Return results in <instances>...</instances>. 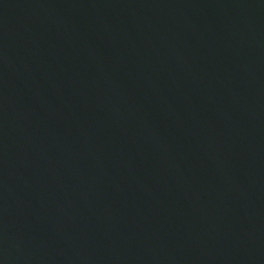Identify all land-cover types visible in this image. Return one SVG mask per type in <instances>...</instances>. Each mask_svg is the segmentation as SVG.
I'll return each mask as SVG.
<instances>
[{"label": "water", "instance_id": "95a60500", "mask_svg": "<svg viewBox=\"0 0 264 264\" xmlns=\"http://www.w3.org/2000/svg\"><path fill=\"white\" fill-rule=\"evenodd\" d=\"M0 264H264V0H0Z\"/></svg>", "mask_w": 264, "mask_h": 264}]
</instances>
